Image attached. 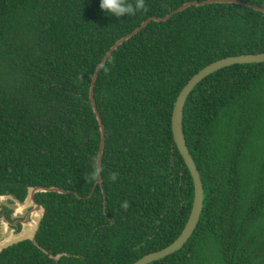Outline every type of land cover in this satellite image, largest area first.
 Returning <instances> with one entry per match:
<instances>
[{"label": "trees", "instance_id": "16d2710c", "mask_svg": "<svg viewBox=\"0 0 264 264\" xmlns=\"http://www.w3.org/2000/svg\"><path fill=\"white\" fill-rule=\"evenodd\" d=\"M187 1L143 0L116 18L100 0H0V195L23 200L37 185L67 191L36 194L46 208L37 242L3 249L0 264H133L182 234L195 184L175 142L174 105L206 65L264 52V11L191 5L114 50L94 88L106 197L101 185L90 196L102 141L90 90L120 38ZM183 127L203 212L182 248L148 264H264V62L203 79Z\"/></svg>", "mask_w": 264, "mask_h": 264}, {"label": "water", "instance_id": "95a60500", "mask_svg": "<svg viewBox=\"0 0 264 264\" xmlns=\"http://www.w3.org/2000/svg\"><path fill=\"white\" fill-rule=\"evenodd\" d=\"M215 2H222V3H236V4H241V5H246L250 7H254L256 9L264 11V7L258 6L256 4L244 1V0H205V1H198V0H192V1H187L184 3L182 6H180L178 9L173 11L172 13L164 16V17H158V16H152L146 19L139 27H137L134 31L131 33L125 35L124 37L120 38L112 47L111 49L106 53V55L103 57L101 63L98 65L93 81H92V86L90 90V98L92 100V104L94 107V111L97 114L98 121L100 123V128L102 132V141H101V147L100 151L98 154V173H99V181L96 183L95 187L93 188L90 196H92L98 187V185H101L104 195L106 197V191L104 189V184H103V176H102V157L106 145V132H105V125L103 123L102 117L100 115V112L98 110V106L96 103V100L94 98V88H95V83L99 74L100 69L102 66L107 62L109 57L112 55L115 49L122 44L124 41L128 40L131 38L133 35L138 33L140 30H142L145 26L148 25L151 21H165L171 17V15L175 12L182 11L185 8L191 6V5H205L209 3H215ZM253 62H264V52L260 53H247V54H240V55H232V56H227L221 59H218L205 67H203L200 71H198L183 87L181 90L177 101L174 105L173 109V115H172V129H173V134L175 138V142L183 155L185 162L187 163L191 174L194 179V184H195V198H194V204H193V209L189 218V221L182 232V234L179 236V238L174 241L172 244L169 246L149 253L142 258L138 259L136 262L133 264H148L151 263L155 260H158L160 258H163L165 256H168L180 248H182L185 243L190 239V237L193 235L195 232L200 218L201 214L203 212L204 208V201H205V187L203 183V179L200 173V170L196 164V161L187 145V141L185 138L184 134V127H183V115H184V108L186 105V101L192 92V90L203 80L205 79L208 75L211 73L217 71L218 69H221L223 67L231 66L234 64H240V63H253ZM53 191H58L60 193L67 192L66 190L60 188V187H47L43 185H37V186H30L28 189V193L26 198L24 199L23 202H20L18 199H16L12 194H1L0 195V205L2 204H8V200L11 199L15 203V205H12L13 209H19L20 212H22L23 216L29 213V210L32 208L30 212V219L29 217L23 221V226L24 228L17 232L14 233L11 231V229L8 227V224H6L5 228L0 227V253L2 252L3 249L18 243L23 240H32L35 243L36 241V236L38 233V230L40 228V224L42 222V219L44 217V214L46 212V208L43 204L36 202V194L39 192H53ZM70 192H73L72 190H69ZM106 204V201H105ZM25 215V217H26ZM61 257V254L57 255V258Z\"/></svg>", "mask_w": 264, "mask_h": 264}, {"label": "clouds", "instance_id": "9594fccd", "mask_svg": "<svg viewBox=\"0 0 264 264\" xmlns=\"http://www.w3.org/2000/svg\"><path fill=\"white\" fill-rule=\"evenodd\" d=\"M143 0H136L135 4L128 3V0H100V8L109 16L120 18L123 15L134 14L135 11L143 9Z\"/></svg>", "mask_w": 264, "mask_h": 264}, {"label": "flooded vegetation", "instance_id": "af4514ba", "mask_svg": "<svg viewBox=\"0 0 264 264\" xmlns=\"http://www.w3.org/2000/svg\"><path fill=\"white\" fill-rule=\"evenodd\" d=\"M19 201L23 202L24 199L23 200H19ZM36 202H39V201L36 200ZM31 210H32V208L29 210V213L26 215V217L24 219H22L20 217L13 218L12 217L13 208L11 206H9V205L3 204L0 207V219H2L8 225L14 226L16 229H20L23 226V221H25L29 217ZM29 219H30V217H29Z\"/></svg>", "mask_w": 264, "mask_h": 264}, {"label": "rangeland", "instance_id": "374dc122", "mask_svg": "<svg viewBox=\"0 0 264 264\" xmlns=\"http://www.w3.org/2000/svg\"><path fill=\"white\" fill-rule=\"evenodd\" d=\"M14 203H15V202H14L13 200L9 199V200H8V204H5V205L12 206V205H15ZM2 205H3V204H2ZM0 207H1V205H0ZM12 207H14V206H12ZM25 215H26V214H25ZM25 215L23 216L22 212H20L19 209H13V214H12V217H13V218L20 217V218L24 219V218H25ZM6 224H7V223H5L2 219H0V227L5 228ZM8 227H9V228L11 229V231H13L14 233H17V232L21 231V230L24 228V226H22L20 229H16L14 226H11V225H8Z\"/></svg>", "mask_w": 264, "mask_h": 264}]
</instances>
